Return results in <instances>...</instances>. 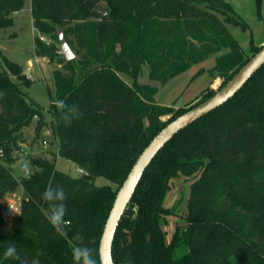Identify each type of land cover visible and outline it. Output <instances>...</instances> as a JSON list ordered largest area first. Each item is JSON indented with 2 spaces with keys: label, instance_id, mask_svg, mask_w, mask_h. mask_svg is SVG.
Segmentation results:
<instances>
[{
  "label": "trees",
  "instance_id": "1",
  "mask_svg": "<svg viewBox=\"0 0 264 264\" xmlns=\"http://www.w3.org/2000/svg\"><path fill=\"white\" fill-rule=\"evenodd\" d=\"M256 2L261 15L264 0ZM25 4L0 0V29L12 25ZM31 13L49 40L35 38L36 55L62 64L54 69L49 109L58 155L84 172L71 175L54 159L38 157L31 175L14 174L23 129L34 118L41 128L45 109L23 89L31 81L24 67L0 51V227L2 198L20 187L24 192L13 231H0V264H73L76 246L91 248L102 264L101 235L138 156L170 121L216 92L207 87L196 103L175 107L156 101L159 87L214 58L196 75L223 78L221 88L263 45L250 54L231 34L227 23L246 24L226 0H31ZM58 26L76 52L71 60L58 53ZM146 66L149 81L143 82ZM60 100L75 106L68 122H58ZM98 176L115 187L96 184ZM180 176L192 179L185 222L168 240L164 227L176 206L164 201ZM49 186L68 196L70 223L62 232L49 222V202L42 199ZM9 246L17 255H5ZM112 254L115 264H264V64L154 157L119 222Z\"/></svg>",
  "mask_w": 264,
  "mask_h": 264
},
{
  "label": "rangeland",
  "instance_id": "2",
  "mask_svg": "<svg viewBox=\"0 0 264 264\" xmlns=\"http://www.w3.org/2000/svg\"><path fill=\"white\" fill-rule=\"evenodd\" d=\"M226 1L233 6L235 16L246 24L244 28L242 24L227 23V28L251 54L252 47L264 44V2L260 15L256 0ZM37 36H40V32L33 24L31 0H26L25 7L14 14V22L11 26L0 29L1 54L22 65L25 73L28 68H31L32 72L29 75L30 84L24 85L23 89L28 92L31 99L45 109L46 123L41 128L37 127L38 121L37 118H34L30 125L23 129L24 140L21 142L17 153L19 159L12 163L14 174L16 176L24 175L22 165L28 163L30 168H32V160L41 157L54 159L58 170L77 175L80 173L77 163L58 155L57 137L51 126L52 113L49 109L52 98L56 97L54 69L62 68V64L57 59L50 61L48 58L36 55L35 38ZM0 61L1 68L5 65L3 57L0 58ZM211 64V60L204 61L203 66H198L193 71V68H191L161 85L155 94L156 101L163 105H174L175 107L187 103H196L199 100L201 91L208 87L210 82L209 73L204 72L198 75L196 73L202 67L208 69L207 67L211 66ZM148 73L149 68L146 66L140 80L148 82ZM222 82L223 78L216 77L209 87L217 91L220 89ZM169 116L165 115L162 118L166 120ZM44 140L47 143H44ZM191 181V178L185 176L173 179L171 188L166 195L164 205L169 208L176 206L175 214L168 217L169 224L164 227L168 239L171 238L175 226L185 222L183 215L186 212ZM95 183L98 185L110 184L113 187L116 185L102 176L96 177ZM23 197L24 192L20 187L15 193H8L2 198V214L5 223L0 227L1 232L10 233L13 231L20 213V210L18 211L16 207L20 205ZM10 204H13L12 212L4 214Z\"/></svg>",
  "mask_w": 264,
  "mask_h": 264
},
{
  "label": "water",
  "instance_id": "3",
  "mask_svg": "<svg viewBox=\"0 0 264 264\" xmlns=\"http://www.w3.org/2000/svg\"><path fill=\"white\" fill-rule=\"evenodd\" d=\"M99 12L106 14L107 8L100 7ZM59 39L58 53L67 60L76 57V52L69 44L60 26L57 27ZM264 44L251 58L234 74V76L211 97L194 105L184 113L177 116L163 127L143 149L138 156L126 179L119 187L113 206L106 220L99 246V255L102 264H115L113 260V242L119 222L142 178V175L154 157L180 130L209 113L213 109L225 103L233 97L243 85L263 66ZM13 204H10L4 214L12 212Z\"/></svg>",
  "mask_w": 264,
  "mask_h": 264
},
{
  "label": "clouds",
  "instance_id": "4",
  "mask_svg": "<svg viewBox=\"0 0 264 264\" xmlns=\"http://www.w3.org/2000/svg\"><path fill=\"white\" fill-rule=\"evenodd\" d=\"M57 108L60 112L58 122L70 121L71 115L75 114V106L69 107L63 100L57 102ZM22 172L25 175H31V168L28 163L22 165ZM42 199L49 202V222L59 232H62L70 222L65 219L67 213L66 201L67 193L62 187H46L42 193ZM5 255L12 257L17 255L15 246H9ZM73 264H98L93 254V250L87 246H76L72 249Z\"/></svg>",
  "mask_w": 264,
  "mask_h": 264
},
{
  "label": "built area",
  "instance_id": "5",
  "mask_svg": "<svg viewBox=\"0 0 264 264\" xmlns=\"http://www.w3.org/2000/svg\"><path fill=\"white\" fill-rule=\"evenodd\" d=\"M40 37H41L42 40H45V41H47V42L49 43V40H48L47 37H45L44 35H40ZM31 71H32L31 68H28V69H27L26 74H27L28 77H29V75L31 74ZM57 142H58V140H57ZM44 143H47V141L44 140ZM1 155H2V152L0 151V156H1ZM80 172H84L83 169H80ZM24 175H25V174H24ZM26 176H27V175H26ZM16 209L19 211V210H20V205L17 206Z\"/></svg>",
  "mask_w": 264,
  "mask_h": 264
},
{
  "label": "crops",
  "instance_id": "6",
  "mask_svg": "<svg viewBox=\"0 0 264 264\" xmlns=\"http://www.w3.org/2000/svg\"><path fill=\"white\" fill-rule=\"evenodd\" d=\"M18 13V12H17ZM208 60H211L212 61V64H211V66H209V67H207V68H210V67H212L214 64H215V59L214 58H210V59H208ZM207 61V60H206ZM203 66V62L202 63H200V64H198V65H196V66H194L193 67V69H192V71L195 69V68H197L198 66ZM32 72V71H31ZM216 78V77H215ZM214 81V78L213 77H211L210 76V82H209V85H208V87L212 84V82ZM207 88V87H206ZM58 143V142H57ZM168 238V237H167ZM170 239V238H169ZM168 239V240H169Z\"/></svg>",
  "mask_w": 264,
  "mask_h": 264
}]
</instances>
